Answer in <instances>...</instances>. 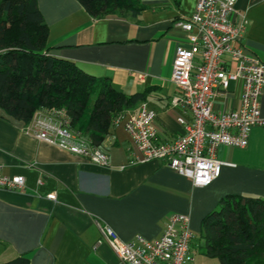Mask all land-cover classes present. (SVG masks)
<instances>
[{
  "label": "crops",
  "instance_id": "obj_1",
  "mask_svg": "<svg viewBox=\"0 0 264 264\" xmlns=\"http://www.w3.org/2000/svg\"><path fill=\"white\" fill-rule=\"evenodd\" d=\"M139 1L136 17L93 19L78 0H37V7L48 29L49 55L106 80L126 96L142 94L155 112L157 143L172 142L183 133L178 118H190L186 109L172 105L177 95L173 59L185 42L175 24L192 15L198 0ZM242 17L247 21L244 53L264 63V0H237L234 23ZM240 95V83H231L218 94L214 109L238 108ZM138 106L127 110L102 140L107 167L27 136L25 124L0 109L2 173L25 179L20 191L0 189V263L24 257L27 264H121L106 243L96 245L97 224L108 225L123 241L137 235L154 241L174 213L190 218L194 258L202 219L222 198L264 200V128L252 129L245 148L219 147L216 155L227 165L218 179L198 188L163 161L130 164L141 153L124 122ZM260 115L264 118V90ZM51 194L54 199L47 198Z\"/></svg>",
  "mask_w": 264,
  "mask_h": 264
},
{
  "label": "built area",
  "instance_id": "obj_2",
  "mask_svg": "<svg viewBox=\"0 0 264 264\" xmlns=\"http://www.w3.org/2000/svg\"><path fill=\"white\" fill-rule=\"evenodd\" d=\"M237 0H198L192 15L178 20L176 26L185 33L172 64V82L177 95L173 107L186 109L190 118H178L182 135L166 143H157L153 122L155 112L141 102L136 113L124 122V129L141 157L130 164L163 161L194 187L204 188L219 178L227 164L218 159L219 147L245 148L253 128H264L260 115V98L264 90V63L244 53L242 34L247 24L242 17L235 24ZM198 58L197 64L194 59ZM141 78L142 76H138ZM240 83V106L216 111L214 101L231 83ZM122 117L115 121L121 122ZM23 132L36 140L82 156L90 164L107 167L108 155L99 146L70 128L64 109L50 108L35 112ZM25 179L8 177L0 166V189L20 191ZM47 198L54 199V195ZM187 214L174 213L167 219L160 236L149 241L140 235L123 241L108 225L97 224L100 238L121 264H192L191 242L194 233Z\"/></svg>",
  "mask_w": 264,
  "mask_h": 264
},
{
  "label": "trees",
  "instance_id": "obj_3",
  "mask_svg": "<svg viewBox=\"0 0 264 264\" xmlns=\"http://www.w3.org/2000/svg\"><path fill=\"white\" fill-rule=\"evenodd\" d=\"M78 1L93 19L115 15V10L136 17L141 10L139 0ZM47 35L37 0H0V109L25 125L38 110L64 109L70 128L100 146L115 121L144 102V96H126L106 80L49 55ZM195 238L199 253L218 264H264V200L222 198L202 219ZM0 264L27 260L18 257Z\"/></svg>",
  "mask_w": 264,
  "mask_h": 264
},
{
  "label": "rangeland",
  "instance_id": "obj_4",
  "mask_svg": "<svg viewBox=\"0 0 264 264\" xmlns=\"http://www.w3.org/2000/svg\"><path fill=\"white\" fill-rule=\"evenodd\" d=\"M114 13L117 15H124L126 14V11H119V10H115ZM11 34L13 35H16V32L13 30L11 32ZM193 256H194V262L192 264H218L217 263V260L215 259H209V258H206L204 256H202L198 250H196V252H193Z\"/></svg>",
  "mask_w": 264,
  "mask_h": 264
}]
</instances>
